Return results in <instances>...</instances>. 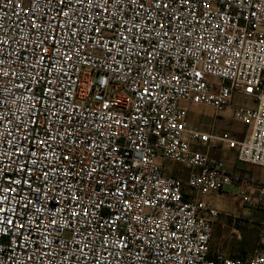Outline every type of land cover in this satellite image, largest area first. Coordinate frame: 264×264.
Listing matches in <instances>:
<instances>
[{
	"label": "built area",
	"instance_id": "obj_1",
	"mask_svg": "<svg viewBox=\"0 0 264 264\" xmlns=\"http://www.w3.org/2000/svg\"><path fill=\"white\" fill-rule=\"evenodd\" d=\"M189 106H232L244 137ZM218 146L264 168V0H0V264H264V220L202 199L264 210ZM222 214L262 226L248 258L210 254Z\"/></svg>",
	"mask_w": 264,
	"mask_h": 264
},
{
	"label": "rangeland",
	"instance_id": "obj_2",
	"mask_svg": "<svg viewBox=\"0 0 264 264\" xmlns=\"http://www.w3.org/2000/svg\"><path fill=\"white\" fill-rule=\"evenodd\" d=\"M234 103L239 106H253L251 101L245 100L241 97H235ZM220 119L216 117L212 109L204 106H189L188 121L192 127H196L201 131L211 133L215 136L228 135L230 138L242 139L246 132V128L239 123L231 121L229 126L223 129H217L215 120ZM200 151H205L204 147L199 148ZM211 157H224L231 154V159L234 165L238 163L236 150H229L225 147L218 146L216 149L209 152ZM162 164V163H161ZM165 169L172 167L171 162L163 164ZM248 165V164H247ZM177 169L186 172L182 165H175ZM250 170L242 171L247 172L250 176L255 177L257 180H264V168L253 167L248 165ZM253 170H259L258 174ZM167 174V171L165 172ZM261 178V179H260ZM238 188L236 186H226L221 193H209L202 197L205 201H212L220 211H227L232 215H239L241 217H250L256 221L264 219V213L256 214L252 208L248 207L241 199L237 197ZM262 211L261 209H259ZM226 218V227L214 223L213 235L210 241V249L218 250L221 253H226L227 257L246 258L252 254L256 249L261 247V232L262 226L256 224L255 226L248 224H236L233 222L232 217H226L224 214L220 215ZM219 218L217 219L219 221Z\"/></svg>",
	"mask_w": 264,
	"mask_h": 264
},
{
	"label": "crops",
	"instance_id": "obj_3",
	"mask_svg": "<svg viewBox=\"0 0 264 264\" xmlns=\"http://www.w3.org/2000/svg\"><path fill=\"white\" fill-rule=\"evenodd\" d=\"M236 105V104H235ZM233 111H232V106L229 107L221 116H220V119H217L215 120V124L217 126V129H223L225 126H229V124L231 123V121H233ZM223 147V146H222ZM226 148V147H225ZM199 150V148H197ZM228 149V148H227ZM230 150V149H229ZM215 158L217 159H222L224 160L225 164H226V167L229 171L233 172V173H236V174H245V175H249L247 172H242L244 170H250V168L248 167L247 164H242L240 162L236 163V165H234V162L233 160L231 159V154H228V156H224V157H216ZM172 164V167L169 168V169H165V166H164V174L165 172L167 171V176H174V177H177V178H180V179H183L185 180L189 174V169H187L186 172H182L181 169H177V167H175V165H178V164H175V163H171ZM255 167V166H253ZM259 170H253L254 173L258 174ZM259 175V174H258ZM261 179V178H260ZM253 211L256 212V214H259V213H264V210L260 211V210H255L253 209ZM221 212H224V213H229L227 211H221ZM232 215V213H229ZM264 220V219H263ZM215 222H217L216 224L218 225H221V227L225 228L227 225V220L226 218H223L221 217V219L219 218V221L216 220ZM262 233V232H261ZM217 253H221L220 251H218L217 249L216 250H211L210 249V254L211 255H215ZM226 256V253H222ZM251 255V254H250ZM250 255H248L246 258H248Z\"/></svg>",
	"mask_w": 264,
	"mask_h": 264
},
{
	"label": "snow or ice",
	"instance_id": "obj_4",
	"mask_svg": "<svg viewBox=\"0 0 264 264\" xmlns=\"http://www.w3.org/2000/svg\"><path fill=\"white\" fill-rule=\"evenodd\" d=\"M59 2H60L61 4H63V3H65V0H59ZM183 2H184V3H188V2H190V0H183ZM65 15H66V13H65ZM45 51H47V50L45 49ZM70 58H71V57H69V59H70ZM249 91H252V89H249ZM8 223L11 224L12 221L9 220ZM20 227L22 228L23 225L21 224Z\"/></svg>",
	"mask_w": 264,
	"mask_h": 264
}]
</instances>
